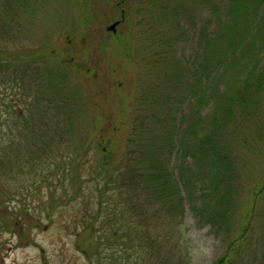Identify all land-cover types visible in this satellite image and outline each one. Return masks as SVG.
Here are the masks:
<instances>
[{"label":"trees","instance_id":"16d2710c","mask_svg":"<svg viewBox=\"0 0 264 264\" xmlns=\"http://www.w3.org/2000/svg\"><path fill=\"white\" fill-rule=\"evenodd\" d=\"M34 2L0 0L1 233L27 220L24 210L11 211L7 206L6 181L23 177L29 165L34 170L40 166L43 171L50 168L51 146L75 139L83 112L82 107L74 106L63 119L52 122L49 116H60L59 106L54 103L63 105V101L58 98L51 102L42 96L39 70L47 59L39 51L16 44L21 35L22 8L33 13ZM197 10L196 15L201 17L203 11ZM187 13L188 19H193L184 7L183 50H190L192 57L183 52V118L179 128L173 118L154 123L135 117L129 124L127 148L116 165L114 159L120 152L119 148L115 150L112 135H108L112 125L116 127L111 121L106 122L107 141L90 142L85 136V143L77 141L66 154L57 152L62 162L55 172L62 171L61 182L69 180L75 187L74 201L86 190V184L94 188L89 190V202L80 203L86 206L88 215L80 221L84 230L77 244L84 246L92 264H173L174 248L166 251L167 240H161L162 235L149 228L160 214L172 221L182 207L179 220L182 215L184 219L186 199L181 197L177 179L158 156L162 150L170 156L175 149L182 160L179 177L199 223L228 235L226 251L215 264H251V256L256 253L255 247L250 252L247 247L254 244L250 235L264 203V175L253 180L256 182L246 192L245 203L241 199L244 176L250 177L248 160L264 152V127L252 128L250 122L264 105V0H232L223 12H206L208 24L200 28L185 25ZM211 18H216L214 25L209 23ZM58 71L72 77L67 67ZM189 99L194 101L186 103ZM210 105L213 111L203 115ZM121 125L128 129V125ZM156 128L165 135L161 142L164 145L150 139L158 133ZM179 133L181 139L177 142ZM131 144L137 148L133 150ZM236 149L238 156L233 154ZM90 154L96 158L87 160ZM198 185L200 193L195 200ZM183 264L190 262L184 258ZM258 264H264V253Z\"/></svg>","mask_w":264,"mask_h":264},{"label":"rangeland","instance_id":"374dc122","mask_svg":"<svg viewBox=\"0 0 264 264\" xmlns=\"http://www.w3.org/2000/svg\"><path fill=\"white\" fill-rule=\"evenodd\" d=\"M231 4L232 0H35L31 5L33 13L22 8L26 13L22 11L21 35L16 44L20 42L24 48L46 57L47 62L39 70L42 96L51 102L58 98L63 101V105L54 103L59 106L60 116L49 118L54 119L52 122L63 119L74 106L82 107L83 112L75 139L66 137L69 141L62 146H51L50 168L43 171L40 166L34 170L29 165L23 177L6 181L7 206L11 211L24 210L27 220L22 219L10 232H0V264H92L84 246L77 244L81 239L79 233L84 230L80 221L88 215L86 206L80 203L89 202L92 195L89 190L94 188L86 184V190L74 201L75 187L69 180L61 182L62 171L55 172L62 162L56 157L57 152L66 154L77 141L85 143V136H89L90 142L107 141L106 122L111 121L116 127L112 125L108 135H112L115 150L119 148L120 152L114 159L116 165L127 148L129 124L135 117L154 123L173 118L179 128L183 118V52L188 58L192 55L190 50H183V8L187 7L193 17L188 19V13L185 14V25L200 28L208 24L206 18L213 10L223 12ZM197 8L198 12L203 11L201 17L196 15ZM215 19L211 18L209 23L214 25ZM115 22H120L116 33L107 31ZM61 66L67 67L72 77L62 75L67 72H59ZM193 101L189 99L186 103ZM213 109L212 105L207 106L203 115H209ZM250 122L252 128L264 127V105L259 116ZM121 124L128 125V129ZM155 130L158 133L150 139L164 145L161 142L165 135L159 128ZM176 138L177 142L181 139L180 133ZM70 140L73 142L69 145ZM131 145L133 150L137 148ZM9 151L13 153L11 148ZM176 151L169 156L162 150L158 156L177 179L181 197L186 199L184 219L182 215L179 220L182 207L172 221L160 214L149 230L159 232L161 240H167L166 251L174 248L173 264H183L184 258L190 264H215L226 251L228 235L215 233L210 225L199 223L179 177L182 160ZM93 154L87 160L95 159ZM233 154L238 156L237 149ZM239 160L242 164V159ZM246 169L250 170V177L244 176L245 193L241 199L244 203L246 192L256 182L253 180L264 175V152L260 157H250ZM199 189L200 185L195 200ZM260 213L250 235L254 244L251 242L247 247L248 252L256 249L251 264L262 262L264 253V203Z\"/></svg>","mask_w":264,"mask_h":264},{"label":"water","instance_id":"95a60500","mask_svg":"<svg viewBox=\"0 0 264 264\" xmlns=\"http://www.w3.org/2000/svg\"><path fill=\"white\" fill-rule=\"evenodd\" d=\"M120 22H115L110 27L107 28V31H111L113 33H116L117 27L119 26Z\"/></svg>","mask_w":264,"mask_h":264}]
</instances>
